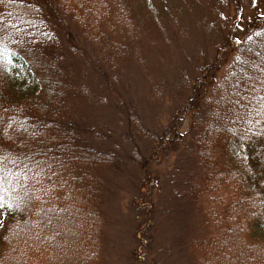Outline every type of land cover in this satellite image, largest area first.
I'll return each mask as SVG.
<instances>
[{"label": "trees", "instance_id": "trees-1", "mask_svg": "<svg viewBox=\"0 0 264 264\" xmlns=\"http://www.w3.org/2000/svg\"><path fill=\"white\" fill-rule=\"evenodd\" d=\"M46 2L51 13L37 0H0V131L9 143L0 150V264H99L105 170L130 156L145 187L156 177L158 155L181 141L177 115L163 135L151 133L120 95L121 87L135 85L133 65L148 70L144 52L154 34H168L154 0ZM62 17L96 51V67L88 57L85 65L115 94L107 98L125 134L142 141L131 153L109 149L81 119L86 82L69 60ZM218 55L181 113L190 118L201 183L212 191L231 185L236 200L209 225L207 242L193 248L200 250L198 264H264V178L254 176L246 149L264 134V21L234 48L217 81ZM199 191L198 184L190 187V197Z\"/></svg>", "mask_w": 264, "mask_h": 264}, {"label": "rangeland", "instance_id": "rangeland-1", "mask_svg": "<svg viewBox=\"0 0 264 264\" xmlns=\"http://www.w3.org/2000/svg\"><path fill=\"white\" fill-rule=\"evenodd\" d=\"M37 1L49 11L46 0ZM154 2L167 38L154 34L155 42L144 52L148 70L133 65L135 85L128 87L129 91L121 87L120 95L151 133L163 135L165 129H171L177 115L181 141L158 155L160 159L153 162L152 168L156 177H150L145 187L144 176L133 169L130 156L122 167L105 170V237L99 264H198L200 250L193 245L207 242L211 236L209 225L214 224L217 216L222 218L225 209L236 200L231 185L212 191L201 183L199 169L191 157L190 118L181 110L217 53L221 65L217 81L220 80L233 58L234 48L264 21V0ZM55 19L51 24L57 30L60 27ZM60 19L66 30L60 33L67 42L69 60L77 78L86 82L79 104L81 119L103 134L109 149L131 153L142 141L138 138L132 142L125 134L122 115L107 98L115 94L108 93L106 83L95 77L96 69L89 70L85 65L88 57L96 67V51L82 39L71 20ZM6 145L9 143L0 131V150ZM246 149L254 176L257 180L264 178V134ZM150 154V150L144 152V158ZM197 184L199 194L191 198L190 187Z\"/></svg>", "mask_w": 264, "mask_h": 264}]
</instances>
